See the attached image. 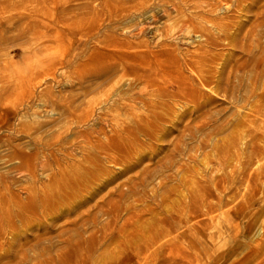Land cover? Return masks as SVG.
<instances>
[{"label":"rangeland","instance_id":"374dc122","mask_svg":"<svg viewBox=\"0 0 264 264\" xmlns=\"http://www.w3.org/2000/svg\"><path fill=\"white\" fill-rule=\"evenodd\" d=\"M152 1L144 31L127 0H0V264H264V122L235 66L264 58V0ZM177 25L167 52L217 84L184 67L181 92L170 67L127 107L154 70L127 53Z\"/></svg>","mask_w":264,"mask_h":264},{"label":"bare ground","instance_id":"6f19581e","mask_svg":"<svg viewBox=\"0 0 264 264\" xmlns=\"http://www.w3.org/2000/svg\"><path fill=\"white\" fill-rule=\"evenodd\" d=\"M139 1L143 3L141 5L142 7L133 8L134 3H132L131 1L128 2L127 0V15L134 13L136 9V13L143 15L145 18L144 21H146V22H143V24L141 25V29H143L144 31H149L150 25H148L147 23L154 21L157 15L158 16L166 15L168 13V9L161 6V7H158L156 11H153V6H152L153 1L152 0H136L135 1L136 5L140 3ZM179 1L181 5L184 7H186L187 5H191L190 8L187 7L189 9L191 8L195 9L200 4L199 2H197V0H189V1H192V2H189L190 4L187 3V0H179ZM181 5L174 2L173 4H171L170 7H171V10L179 11L181 9ZM188 26H190V24H188ZM181 27L182 25L175 26V28L169 34H166V35H162L161 33L160 36L162 37L159 41H157L158 43L155 49H153L150 46V43L146 41L145 43L146 50L140 53L139 57L135 53H127V60L132 59L136 61L138 64L148 63V64H151L152 67H154V70L150 72V76L147 78V80L144 82H140L139 84L135 86L137 93L133 94L132 96L131 95L127 96V107L132 108L134 107V105L141 103L142 102L141 97L143 93L149 87H152L153 83H156V81H158V77L162 76L164 72L170 67L173 68V70H175L174 73L179 78L178 79L179 81L176 82V85H177V89H179V91L181 92L186 89H189V86L191 84L189 77L186 75L183 69L184 67H187L195 71L198 74V78L201 80L202 83H208L209 81H213L215 85L217 84L218 80L215 79L214 75L209 76L204 72V70H202L201 61L197 60V58L201 59L202 57L199 58L198 55L194 54L193 51L188 50L186 54L184 55V58L179 59L175 55L170 56V53L167 52V50L165 49L167 43L163 42L164 39L175 40L177 36L180 34V32L181 33L184 32V30H182ZM260 48H262L260 49L261 55H264V46L263 47L260 46ZM244 59H238L235 65L238 69L240 67L246 69L248 73L246 77H242V81H241L242 84H244V86L246 87L245 88L246 92L243 98L247 99L249 110L255 115L261 116L258 119L264 122V58L262 61H259L257 57L253 54L250 57L251 61H248L246 58ZM211 60H213L212 57L210 58V61ZM0 116H2V114H0ZM252 148H253V156L251 155L250 162L251 160L253 161V159L257 161L264 157V147L260 144V139L258 137L252 139ZM250 162H248V164ZM249 173H250L249 181H253V183L254 181H258L259 179L264 177V164L261 166V168L252 169ZM13 178H14L13 176L9 177L8 173L6 172L0 173V181L2 182L3 181L4 182L13 181ZM55 192L56 191L51 192V193H55ZM68 201L69 202L71 201L68 197L64 198L61 194L56 193L55 199L54 200L52 199V202L56 204H52L50 203V201H48V204H47L48 206L46 210L50 208H54L56 207V205H60L61 203L68 204ZM5 204H6V201L3 202L2 206ZM29 205H31V202L29 203ZM165 206H167L166 203H165ZM8 211L9 210L5 211L8 214H4L7 217L6 218L7 223L0 222V226L2 227L1 230L3 232L5 229L4 225L5 224L7 225V227L9 228L11 240L13 241L16 239V234L18 233V230H17L16 224L14 223L13 216L10 215ZM23 217H25L26 220L28 219V217H26L25 215H23ZM19 231L21 230L19 229Z\"/></svg>","mask_w":264,"mask_h":264}]
</instances>
